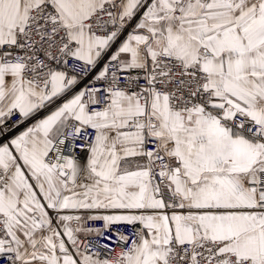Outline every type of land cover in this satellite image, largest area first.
<instances>
[{"label": "snow or ice", "instance_id": "1", "mask_svg": "<svg viewBox=\"0 0 264 264\" xmlns=\"http://www.w3.org/2000/svg\"><path fill=\"white\" fill-rule=\"evenodd\" d=\"M0 264H264V0H0Z\"/></svg>", "mask_w": 264, "mask_h": 264}]
</instances>
